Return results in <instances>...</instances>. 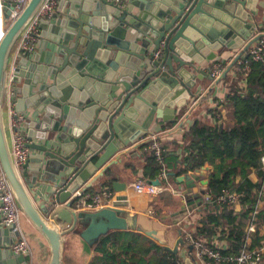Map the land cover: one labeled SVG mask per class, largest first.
Wrapping results in <instances>:
<instances>
[{"label":"water","instance_id":"95a60500","mask_svg":"<svg viewBox=\"0 0 264 264\" xmlns=\"http://www.w3.org/2000/svg\"><path fill=\"white\" fill-rule=\"evenodd\" d=\"M44 2L29 0L0 38V167L17 204L47 240L51 253L48 264L64 263L65 237L84 223L88 227L81 234L92 246L102 234L115 229L142 231L163 243L156 229L141 226L137 217L127 218L121 209L75 210L72 204L76 197L67 200L105 164L93 180L109 172L121 159L117 153L147 133L155 118L178 121L180 126L185 120L192 124L187 113L181 119L167 115L175 116L176 108L183 107L194 95L197 79L206 75L199 67L204 59H214L224 47L242 48L215 81L218 83L239 58H247L249 47L262 37L252 36L256 26L249 21L256 13L258 1L63 0L61 5H65L67 12L59 9L58 16L39 22V27L43 23L54 26L53 39L59 48L51 49L48 57L42 59L45 65L38 67L40 71H35L37 68L25 71L24 65L11 71L16 43ZM4 10L9 20L13 5ZM42 52L40 48L35 60ZM21 78V87L10 88L11 83H19ZM10 89L12 100L19 101L17 110L35 105V110L43 114L38 122L31 121L32 126L44 123L43 139L48 131L64 133L61 141L29 144L41 155L31 156L20 168L12 155L5 121ZM32 159L37 162L33 164ZM45 166L52 173L44 171ZM206 169L202 166L176 178L178 184L184 183L186 187L185 203L172 215L176 221L203 205L206 191L195 193L194 189ZM38 175L48 184L42 203L32 192L43 186L37 181ZM148 181L162 185L158 178ZM90 185L81 190L86 191ZM112 185L115 190L126 188V183L116 180ZM191 197L197 201L192 202ZM60 221L67 228H61ZM99 223L106 228L92 232ZM1 232L12 235L14 241L17 238V233L10 229H0ZM164 246L174 254H178L180 246L193 250L182 235L174 247ZM19 260L26 261V257L20 255ZM185 264H194L193 259L187 258Z\"/></svg>","mask_w":264,"mask_h":264},{"label":"crops","instance_id":"0c3cea01","mask_svg":"<svg viewBox=\"0 0 264 264\" xmlns=\"http://www.w3.org/2000/svg\"><path fill=\"white\" fill-rule=\"evenodd\" d=\"M62 1L63 0L57 1L56 12L54 16L59 15V9H62L63 11L67 12V8L65 9V5H61ZM257 1L258 2L256 4V8H254L256 9V13L250 16L249 21L254 23V25L256 26L252 36L260 35L264 37V0ZM63 15L64 14H61V17H63ZM7 22L8 20L5 17V10L0 7V28L4 29ZM39 28L41 32V39L39 41L37 49L33 53H26L20 55H16L15 53H13L10 66L11 71H14L17 66L20 67L21 65H24L25 71H33L36 68L37 69L35 71H40L38 70V67L45 65L42 59L45 60L46 57H48L47 53L50 52L51 49L57 50L59 48L53 39L56 36L54 26L52 24L43 23V25ZM40 48H42L43 52L39 53L38 59L35 60L36 53L38 52V50H40ZM241 49L242 48L230 49L224 47L219 52H217V55L214 59H204V61L199 67L205 70L206 75L201 74V77L197 79V85L193 88L194 95L190 96L187 99V103L183 105V107L176 108L177 112L175 113V116L171 113L169 114L168 112L169 115H167V117L172 118L180 116L179 118L181 119L183 117H181V115L187 113L189 115V119L191 120L195 119L196 117H200L205 119V121H207L208 123L214 124L217 118H219L220 122H222L224 126L232 125V123L234 122L233 108L230 103L226 100V98L229 93V85L234 78V71L233 69H231L227 74L228 77L221 79L217 83L210 78V67H212V65L216 62H229L231 52L233 50L235 51ZM230 63L231 62H229V65ZM22 85L23 79L21 78L19 80V83H11L10 88L14 86L21 87ZM18 97L21 96L18 95ZM13 102L14 106L17 108L19 106V101ZM35 107V105L29 106L24 111H21L27 117L25 131L30 139V144H41L43 142L46 143L48 142V140L61 141V136L64 134L61 130L48 131L46 133V138L43 139L41 137V134L44 132V123H37V126L31 125V121L35 120L38 122L39 119L43 117V114L37 112L35 110ZM5 110L6 115L7 107H5ZM212 110H217L215 115H213L214 113H212ZM5 118V121L7 122V115L5 116ZM7 126L9 134L10 130L8 123ZM189 128L190 123H188L187 120H185L183 125L180 126L178 124V121L174 124L170 120L164 121L162 117L155 118V121L152 123L147 133H142L131 142V145L129 147L117 153V155H121V159L118 163L111 166L109 172H106L105 175L99 177L96 180H93L99 174L101 169H103V167L106 165L105 164L102 168L97 170L96 173L86 182L87 184L81 186L80 189L86 187L89 183V185H91L86 189V191L89 193L98 192L103 186H105L103 185V183L106 180L111 181V185H107L111 187L113 191V197L110 202L104 205L103 207H115L121 209L124 211V214L127 216V218H130L134 215L135 217H137L138 223L141 226L147 229H156L158 231L160 239L163 238L161 234L163 236H167L165 237L164 242L168 240L167 242L170 245L167 246L174 247L177 238L180 235L183 236L184 228H196V226L200 225L199 221L202 218L201 209L202 207H204V203L200 208H195L191 210L188 216L181 218L180 221H176L177 218L173 217V214L176 211H179V209H181V206L185 203L186 199V197L183 195V191L186 188L184 183L178 184L176 180L174 181L172 178H170V176L168 178L169 184L165 186V188L162 189L157 195L154 196L138 194L133 189L132 183L138 178H145L147 180L157 178H150L149 176L151 172V165L148 159L151 154L149 145L153 137H157L163 141L168 153H174L178 155V167L183 168L185 164L182 160L186 154V151L184 149L186 141L184 140L183 136L189 130ZM127 132L130 136L132 135L130 131ZM40 153L41 152L37 150L31 149V156L33 158H36L41 155ZM32 160L33 164L37 162L34 159ZM204 166L207 167V169L203 172L201 180L197 181V186L194 189L195 193H198L201 189H204L205 191L207 190V184H202L201 182L209 180V174L213 169V166L209 164H205ZM45 169L46 166L44 167V171ZM35 170L36 168L32 169L33 173ZM49 171L52 173V171L47 168L46 172ZM250 179L253 182H257L259 180L256 172H252L250 174ZM113 180L126 183V188L124 190H115L112 185ZM37 181L43 183V186L35 188L34 190H32V192H34L35 199L39 203H42V196H45L47 194L48 184L42 181L40 175H38ZM206 192L208 193V191ZM73 197L74 194L67 201H70ZM191 201H197V198L191 197ZM240 209H237L236 211H240ZM257 209L258 211L264 210V197L260 200V202H258ZM96 210L98 209L85 211ZM59 226L64 229L67 228V225L63 224L61 221L59 223ZM21 227L28 236L29 243L32 248V255L25 256L26 261L19 260L20 255L15 254L11 249V244L14 242L12 235H6L5 233L1 232L0 264H48L51 255L49 244L44 238V236L41 234V232L38 231V229L31 223L29 218L24 214H22L21 216ZM87 227V223L80 224L77 226V229L71 231L66 235L64 241L63 264H89V262L92 260L93 256L95 255L94 249L92 245L88 242L87 237H84L81 234V231H83ZM105 228V225L99 223L94 226L91 231L96 233ZM0 229H4V227L0 225ZM257 229L258 231H260L261 234H264V220L260 221V225L258 222L256 230ZM172 232H177V236L174 237L172 235ZM93 234L94 233L89 235V238H91ZM217 241L221 247L225 246L227 242L226 239ZM177 255L182 260H184V262L187 258H191V256L189 255V248L186 246H180Z\"/></svg>","mask_w":264,"mask_h":264},{"label":"trees","instance_id":"16d2710c","mask_svg":"<svg viewBox=\"0 0 264 264\" xmlns=\"http://www.w3.org/2000/svg\"><path fill=\"white\" fill-rule=\"evenodd\" d=\"M246 61L249 63L248 72L238 63L232 67L234 78L229 82L226 98L233 108L232 125L224 126L219 118L211 124L196 117L183 136L186 141V154L182 160L185 166L178 167V155L168 152L166 155L168 176L174 181L181 174L200 169L205 164L213 166L206 190L211 201L204 202L196 234L207 238L213 245L216 240L226 239L225 246L221 247L225 257H234L241 251L251 219L256 226L264 220V210L253 214L258 201L264 197V193L260 195L264 188V60H254L247 53ZM221 63L225 65L227 62ZM216 111L212 110L213 115ZM148 159L151 165L149 176L157 177L159 166L152 154ZM252 172L258 175L257 182L250 179ZM107 184L111 185V181L103 183ZM226 191L242 194L240 211L221 201ZM258 246H264V234L257 229L251 234L250 247ZM92 247L95 255L90 264H185L162 243L137 230L109 231L102 234ZM220 264L233 263L226 260Z\"/></svg>","mask_w":264,"mask_h":264},{"label":"built area","instance_id":"2783aa9c","mask_svg":"<svg viewBox=\"0 0 264 264\" xmlns=\"http://www.w3.org/2000/svg\"><path fill=\"white\" fill-rule=\"evenodd\" d=\"M28 1L29 0H0V7L4 9L6 6L13 5L12 14L9 19L11 22L20 15ZM57 1L58 0H45L34 19L26 27L17 41L14 51L16 55L33 53L37 49L41 39L39 22L42 18L50 19L54 16ZM5 28H0V38L3 35ZM241 50H233L229 62H232L240 54ZM246 53H249L254 60H264V37H261L254 42ZM229 62L225 65L221 62H216L210 67V76L214 81L222 76L223 72L227 69ZM237 63L243 65L244 71H249V63L246 59H243V56L238 59ZM6 107L10 130L11 151L17 167L20 168L31 156V149L29 147L30 139L25 131L27 117L14 106L11 89L9 91ZM149 149L159 166L157 178L162 181V185L158 186L149 182L145 178H138L132 183V187L138 194L154 196L169 184L166 160L167 148L161 139L153 137ZM262 162L264 167V156ZM263 193L264 188L260 190V195ZM241 196L242 194L236 191H226L225 195L221 197V201L232 205L234 209L237 210L241 208ZM74 197H76V199L74 200L72 207L75 210H95L110 202L113 197V191L110 186L105 185L98 192L94 193L79 189L74 193ZM207 201H211V195L206 192L204 202ZM257 213L258 209L256 207L253 214ZM22 214L23 212L17 204L15 195L0 167V225L17 233L16 240L11 244L12 251L18 255L31 256L32 248L28 236L21 227ZM246 228V243L241 251L234 257H225L217 240L214 242L212 240L214 243L213 245L207 238L201 235L198 236L196 234V228L194 227L190 229L184 228L183 238L189 245L193 246V250L189 255L193 259L194 264H220L226 260L232 261L233 264H264V246H258L255 248L250 247L251 234L256 230L255 222L251 219Z\"/></svg>","mask_w":264,"mask_h":264},{"label":"rangeland","instance_id":"374dc122","mask_svg":"<svg viewBox=\"0 0 264 264\" xmlns=\"http://www.w3.org/2000/svg\"><path fill=\"white\" fill-rule=\"evenodd\" d=\"M9 22H10V20L6 23V26L5 27H8L9 26ZM173 233V232H172ZM171 233V234H172ZM175 233V234H174ZM172 235L175 237V236H177V232H174ZM161 236L163 237L162 239H161V241L164 243V244H166V245H170L167 241L166 242H164V240H165V237H167V236H163L162 234H161ZM172 237V236H171ZM162 243V244H163ZM163 244V245H164ZM92 261V260H91ZM91 261L89 262V264L91 263Z\"/></svg>","mask_w":264,"mask_h":264}]
</instances>
